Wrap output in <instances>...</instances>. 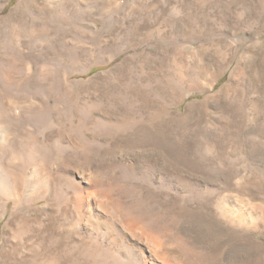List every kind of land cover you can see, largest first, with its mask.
Wrapping results in <instances>:
<instances>
[{
	"label": "rangeland",
	"instance_id": "1",
	"mask_svg": "<svg viewBox=\"0 0 264 264\" xmlns=\"http://www.w3.org/2000/svg\"><path fill=\"white\" fill-rule=\"evenodd\" d=\"M0 176V264H264V0H0Z\"/></svg>",
	"mask_w": 264,
	"mask_h": 264
},
{
	"label": "bare ground",
	"instance_id": "2",
	"mask_svg": "<svg viewBox=\"0 0 264 264\" xmlns=\"http://www.w3.org/2000/svg\"><path fill=\"white\" fill-rule=\"evenodd\" d=\"M0 177H1V176H0ZM4 178H5V177H4ZM4 178H3V179H4ZM6 178H7V177H6ZM6 178H5V179H6ZM15 179H16V178H15ZM6 180H7V179H6ZM3 181H4V180H3ZM4 182H5V181H4ZM12 182H13V181H12Z\"/></svg>",
	"mask_w": 264,
	"mask_h": 264
},
{
	"label": "trees",
	"instance_id": "3",
	"mask_svg": "<svg viewBox=\"0 0 264 264\" xmlns=\"http://www.w3.org/2000/svg\"><path fill=\"white\" fill-rule=\"evenodd\" d=\"M94 71H95V70H93L92 72H94ZM92 72H91V73H92Z\"/></svg>",
	"mask_w": 264,
	"mask_h": 264
}]
</instances>
